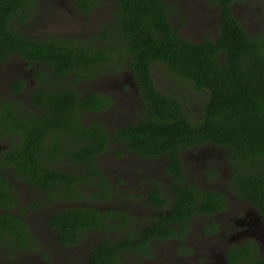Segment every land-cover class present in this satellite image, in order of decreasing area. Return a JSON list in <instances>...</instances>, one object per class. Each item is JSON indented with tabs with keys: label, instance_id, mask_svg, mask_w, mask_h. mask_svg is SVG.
<instances>
[{
	"label": "trees",
	"instance_id": "obj_1",
	"mask_svg": "<svg viewBox=\"0 0 264 264\" xmlns=\"http://www.w3.org/2000/svg\"><path fill=\"white\" fill-rule=\"evenodd\" d=\"M112 1L114 18L79 38L31 36L21 25L32 17L36 0H0V63L20 57L33 69L35 81L30 108L16 97L0 98V138L11 137L0 152V248L8 254L37 250L41 244L26 219L13 212L18 194L12 180L42 190L47 200L74 197L81 186L93 183L98 190L92 197L107 199L113 187L98 167V157L114 142L146 159L165 157L169 190L156 185L147 194L148 203L160 209L152 223L120 239L98 240L88 258L76 264H119L124 250L150 256L153 240L182 241L194 216L226 210L224 193L197 188L187 180L183 153L204 144L227 149L235 193L264 214V32L252 35L240 21L233 5L242 0H213L219 9V33L198 41L180 35L166 0ZM100 2L72 0L85 15ZM154 63L205 91L198 118L190 119L176 96L157 88ZM125 69L145 106L141 118L114 127L111 134L101 122L84 123L82 113L103 110L112 100L97 91L81 96L73 84ZM24 86L18 78L11 90L18 95ZM115 217L127 221L120 210L77 205L51 213L46 223L60 244L73 246L90 230L120 226L112 222ZM216 224L206 227L215 230ZM252 250L243 243L230 249L228 257L235 264L243 263L240 255L251 264H264V253L257 259Z\"/></svg>",
	"mask_w": 264,
	"mask_h": 264
},
{
	"label": "rangeland",
	"instance_id": "obj_2",
	"mask_svg": "<svg viewBox=\"0 0 264 264\" xmlns=\"http://www.w3.org/2000/svg\"><path fill=\"white\" fill-rule=\"evenodd\" d=\"M166 1L172 6L170 20L184 38L198 41L203 36L213 38L218 35L219 9L213 0ZM115 10L116 6L112 0H101L100 4L86 15L76 10L72 0H36L32 17L21 25V29L34 37L62 35L81 38L96 31L102 22L113 19ZM233 10L250 34L259 35L264 32V5L261 0L236 2ZM32 71L33 69L27 67L16 55L0 63V98L16 97L30 108L29 95L35 85ZM152 73L160 91L176 96L183 103L190 119L198 118L206 98L205 91H198L191 82H183L172 75L162 63H154ZM18 78L24 80L25 86L22 93L16 95L11 86ZM73 85L81 96L90 91H97L110 97L112 103L109 107L100 111L84 112L81 116L86 124L103 123L110 134L114 127L138 120L145 111L129 69L103 73L90 80L77 81ZM9 140L11 137L8 135L0 138V152L2 147L9 144ZM182 158L187 180L191 184L200 189L221 191L227 196L229 206L221 215L223 221L218 231L219 237H203L199 229L201 223L207 219L197 215L188 222L186 243L190 244L192 249L189 254L180 252L184 242L179 244L165 241L155 245L154 255L150 257L131 250L122 252L119 264H169V261H176V255L188 257L187 264H220L219 259L225 249L219 241L235 235L232 225H236V221H240L247 211L253 209L246 200L236 195L232 187L226 148L211 143L204 144L185 150ZM62 167L70 169L68 165ZM98 167L113 187L111 196L103 200L92 197V193L98 190V186L93 183L81 186L82 192L74 197L67 198L62 195L47 200L42 190L34 189L26 182L14 178L12 181L17 189L18 202L13 212L26 219L31 232L38 237L41 244L37 250L12 254L0 248V264L5 261L24 264L83 262L98 240L120 239L134 228L143 225L148 220L147 217L154 214L155 209L148 203L146 196L156 185L169 190L171 176L165 169V157L146 159L114 142L98 157ZM36 200L38 203L32 206ZM77 205H88L102 211L120 210L126 214L127 221L124 223L121 221L122 217H115L112 222L119 223L120 226L105 231L90 230L80 243L64 246L58 242L56 231L49 228L46 219L53 212ZM177 248L179 252L175 253L174 249Z\"/></svg>",
	"mask_w": 264,
	"mask_h": 264
},
{
	"label": "flooded vegetation",
	"instance_id": "obj_3",
	"mask_svg": "<svg viewBox=\"0 0 264 264\" xmlns=\"http://www.w3.org/2000/svg\"><path fill=\"white\" fill-rule=\"evenodd\" d=\"M223 193V192H222ZM237 195V194H236ZM248 202V201H247ZM251 206H252V210L247 211V213L243 216V218L240 221H236V225H232L233 230H235V235L229 237L227 240H223V241H219V243L221 244V246L225 249V252L222 256V258L219 259L220 264H235L232 263V261L229 259L228 257V252L230 249L234 248L235 246H242L243 243H247V244H251L252 246V254L254 255L255 258H261L262 254L264 253V214L257 208L255 207L253 204H251L250 202H248ZM152 206V205H151ZM155 209L154 214L149 215L147 217V221L139 226L134 228L133 230H139L145 226H147L148 224L152 223L153 218L159 213L160 209L156 208L154 206H152ZM226 210L224 211H220L217 212L215 214L212 215H198L200 217L206 218V222H202L200 225V229L199 232L203 237H216L218 238V231L221 228L222 222L223 221V217H221L222 214L225 213ZM197 216V215H196ZM222 218V219H221ZM213 219V220H211ZM214 221L216 222V229L213 230L212 228H207L206 226H210L211 222ZM218 222H221V224H219ZM188 224V223H187ZM188 227V225H187ZM188 230V228H187ZM186 234L183 237V240H179L178 238H169V239H156L153 240V242H151L150 244V249L152 251V254L150 256L154 255V247L155 245L160 242H165V241H174L176 243H182L184 242V246L185 248L180 250L181 253H190L188 252V249H191V245L186 243L187 239H186ZM186 239V240H184ZM189 247V248H188ZM126 251V250H124ZM123 251V252H124ZM192 251V249H191ZM174 252L177 253L179 252L178 248L174 249ZM142 255V253H140ZM239 255V254H238ZM145 257H150L148 255H144ZM177 259L174 263H172L171 261H169V264H187L186 260L188 257L186 256H180L178 257L176 255ZM240 260L243 261L242 264H251L250 261L247 262V260L240 255Z\"/></svg>",
	"mask_w": 264,
	"mask_h": 264
}]
</instances>
